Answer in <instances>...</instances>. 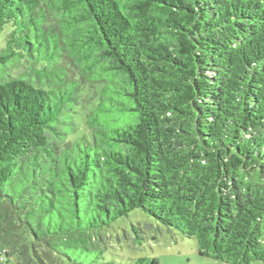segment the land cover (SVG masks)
<instances>
[{"label":"trees","instance_id":"16d2710c","mask_svg":"<svg viewBox=\"0 0 264 264\" xmlns=\"http://www.w3.org/2000/svg\"><path fill=\"white\" fill-rule=\"evenodd\" d=\"M135 211L264 264V0H0L3 255L159 264Z\"/></svg>","mask_w":264,"mask_h":264},{"label":"rangeland","instance_id":"374dc122","mask_svg":"<svg viewBox=\"0 0 264 264\" xmlns=\"http://www.w3.org/2000/svg\"><path fill=\"white\" fill-rule=\"evenodd\" d=\"M141 222L142 224H156L149 218L135 211L128 218L119 220L113 227L112 235L114 241L110 243L111 249L121 258L119 261L136 259L141 257L153 258L159 264H224L209 258L199 256L194 241L182 237L178 233L168 232L161 228L155 235L153 232L147 234V242L143 248L132 245V241L125 240L124 236L130 233L131 224ZM117 234L120 242H118ZM2 259V260H1ZM0 264H16L12 258H5L3 255L2 244L0 242ZM252 264H260L254 262Z\"/></svg>","mask_w":264,"mask_h":264}]
</instances>
